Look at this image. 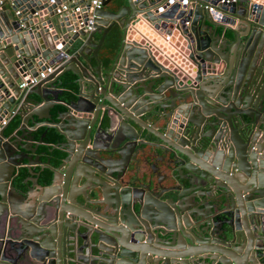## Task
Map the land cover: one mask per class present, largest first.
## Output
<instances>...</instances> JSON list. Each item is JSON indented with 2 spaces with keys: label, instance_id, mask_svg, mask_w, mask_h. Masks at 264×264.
<instances>
[{
  "label": "water",
  "instance_id": "water-1",
  "mask_svg": "<svg viewBox=\"0 0 264 264\" xmlns=\"http://www.w3.org/2000/svg\"><path fill=\"white\" fill-rule=\"evenodd\" d=\"M162 1L90 10L88 0H0V120L10 114L0 125V264H264V3L189 0L156 13ZM61 4L79 11L59 14ZM67 71L69 101L58 89ZM49 130L46 182L33 169ZM98 130L114 145L97 144ZM157 147L176 166L172 185L151 193L174 198L168 216L147 200L140 170ZM163 221L173 251L146 255L136 228Z\"/></svg>",
  "mask_w": 264,
  "mask_h": 264
},
{
  "label": "flooded vegetation",
  "instance_id": "flooded-vegetation-1",
  "mask_svg": "<svg viewBox=\"0 0 264 264\" xmlns=\"http://www.w3.org/2000/svg\"><path fill=\"white\" fill-rule=\"evenodd\" d=\"M58 86H61L62 89L66 88V85L61 83V80L59 81ZM75 86L77 89L76 83H75ZM76 89L71 90L72 96L70 98H68V97L65 98V97H63V95L60 97H63V99H65L66 101H69L72 98H74V94L76 92ZM59 108L61 110L64 109L62 106H60ZM104 126L105 125H103V123L100 124L101 128ZM52 133H53V131L49 130L48 133L46 134V139L49 142L57 141V137L55 140H51V137H53ZM109 134H110L109 131L98 130L97 137L98 136L103 137V139L102 140L97 139L96 143L100 144L103 147L114 145V143L110 142L107 139L109 137ZM221 134H223L224 136L226 135V129L224 126L221 127ZM150 138H153V137L150 136ZM153 139H151V140L154 141ZM139 140H140V142L144 141V139H142V138H139ZM154 142H157V141H154ZM129 146H131V145L129 144ZM164 146L167 147V144H164ZM167 148H169V147H167ZM223 150H225V148ZM44 160H45V158H44ZM51 161H52V159H51ZM43 162L44 161L42 160V162L40 164H36L34 166L33 170H34V172H38L39 181H46L47 182L48 181V175H49L48 170L46 168H42V170L40 171L41 166L44 165ZM175 169H176V166L173 163H170L168 151L167 150L163 151L159 147L156 148V152L152 153V156L148 159V161L146 163L140 164V170H141V173L143 175V178L145 179V181L147 183H149V190L150 191L146 192V193H148V196H149L147 200L150 203H154V204L158 205V207L161 208L167 216H168V212L171 210L170 206L172 205L169 203L168 200L170 198H172V199H174V198L169 196L167 193H162L161 196L157 199L154 196H152L151 193H152L154 188L156 189L155 191H161V190H165L170 185H172V183H170L169 176H170V174H176ZM27 176H28V174L25 175V177H27ZM22 179H23V177H22ZM14 184H16V186H19V183L14 182ZM197 191H200V190H197ZM201 192H203V190H201ZM152 209L153 208H151V206L148 204L147 210L151 211ZM66 214H68V212ZM146 214L149 215L148 212ZM66 216L68 217V215H66ZM117 221H118V218H117V220H115V218H114L113 222L115 223ZM117 224L119 226L118 222H117ZM153 230H154V234H153ZM135 234L137 235V237L139 235H142L141 238H143V240H145V242H142V243H144L142 245H143L144 249H146L148 251L146 253V255H150L151 252L156 253L158 255H161V254H164V252H166V251L167 252L173 251V250L165 248V247H168L167 243L169 240H168V229H167V226H165L164 221L154 223L150 228L149 234H147L144 231V229L140 230V228H138V227L136 228ZM155 234L157 235V239L155 238ZM151 239H152L153 243H150ZM176 251L178 252L179 250H176ZM88 257H89V259L91 258L90 255H88ZM152 257H158V256L152 255ZM196 263L197 264H207L204 260H198Z\"/></svg>",
  "mask_w": 264,
  "mask_h": 264
},
{
  "label": "built area",
  "instance_id": "built-area-1",
  "mask_svg": "<svg viewBox=\"0 0 264 264\" xmlns=\"http://www.w3.org/2000/svg\"><path fill=\"white\" fill-rule=\"evenodd\" d=\"M52 1V0H50ZM85 1V0H83ZM255 3H264V0H251ZM219 2H222V0H219ZM88 4H89V9L92 10L94 8H98L100 7L101 4V0H88ZM173 4H178L179 6H186L189 4V0H163L159 5H157V7L155 8V12L156 13H160L162 11H164V9L168 8L169 6L173 5ZM70 10V12H77L79 11V6L75 5L72 8H68V6L66 4H61L59 5L58 8H56V11L60 14V12L62 11H68ZM207 10L209 12L212 13L213 15V19L217 20L220 17V12L219 10H216L213 6H209L207 7ZM86 29L89 30L91 29L90 26H86ZM164 40V42L168 41V35L164 36L162 38ZM163 54V52H161ZM54 69L53 66H47L44 70L39 71L36 75L31 76V75H27L26 80L18 83V86L20 89L26 88L30 85L35 84L39 79L44 78L45 75L49 72H51ZM7 119L6 118H2L0 120V125H4L6 123Z\"/></svg>",
  "mask_w": 264,
  "mask_h": 264
},
{
  "label": "crops",
  "instance_id": "crops-1",
  "mask_svg": "<svg viewBox=\"0 0 264 264\" xmlns=\"http://www.w3.org/2000/svg\"><path fill=\"white\" fill-rule=\"evenodd\" d=\"M119 1V0H118ZM219 32H223L224 31V29L219 25V27H217L216 28ZM225 32H228L227 30H225ZM111 34H113V36H112V39H115L114 41H113V43L111 44V43H109V45H108V43H107V45L108 46H110V48H109V52L110 53H112V52H114V50L116 49V45H117V41H118V39H119V37H120V30H118V31H116V33H111ZM99 38H100V32H96L95 34H94V37H93V39L95 40V41H98L99 40ZM106 40H108V39H106ZM105 42V41H104ZM104 46V45H103ZM171 48H172V46H171ZM176 49V48H175ZM109 64H110V59H109V57L108 58H106V59H104V62H103V64H102V76L104 77L105 76V74L107 73V70H108V68H109ZM23 80H21V79H19V80H17V83H20V82H22ZM61 86H58V89L60 90V95H59V98L60 99H62V100H65V99H63V97H68V98H70L71 96H72V91L70 90V89H68V88H64V89H62V87L60 88ZM24 89V88H23ZM63 95V97H60V96H62ZM10 117V114H7L6 115V118L8 119ZM42 130H43V128H41V129H39L38 130V132H37V136L42 132ZM54 133V132H53ZM56 142V141H55ZM55 142H49V141H46V143L44 144V145H42V146H40V150L39 151H44V155H42L41 156V159L44 161V158H45V155L47 154V149L48 148H50V146L51 145H53ZM36 165V164H35ZM34 165V166H35ZM21 171H20V180L22 179V177L24 178L25 177V175L26 174H28L27 173V171H26V168H21L20 169Z\"/></svg>",
  "mask_w": 264,
  "mask_h": 264
},
{
  "label": "trees",
  "instance_id": "trees-1",
  "mask_svg": "<svg viewBox=\"0 0 264 264\" xmlns=\"http://www.w3.org/2000/svg\"><path fill=\"white\" fill-rule=\"evenodd\" d=\"M112 44V43H111ZM109 45V44H108ZM60 80H61V83L62 84H65L66 85V88L70 89V90H75L76 89V86H75V76L70 73L69 71L67 72H64L61 76H60ZM52 136L51 137V140H55L56 139V134L52 133ZM20 176L16 179L17 181L20 180Z\"/></svg>",
  "mask_w": 264,
  "mask_h": 264
}]
</instances>
